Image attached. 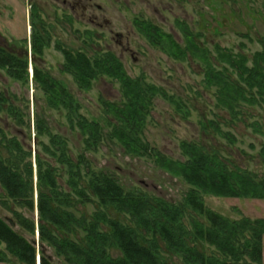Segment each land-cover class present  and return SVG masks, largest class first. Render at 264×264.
<instances>
[{
	"label": "trees",
	"instance_id": "obj_1",
	"mask_svg": "<svg viewBox=\"0 0 264 264\" xmlns=\"http://www.w3.org/2000/svg\"><path fill=\"white\" fill-rule=\"evenodd\" d=\"M135 24L169 57L202 64L203 83L208 89L215 88L216 107L231 115L230 120H223L227 125L242 120L244 104H264V50L251 57L219 43L211 50L200 41V32L179 19L176 25L185 46L151 21L138 18ZM47 38L39 25L32 32L33 79L54 108L67 111L68 123L72 129H80L86 149L96 152L106 138L104 125L84 115L68 88L36 64L49 45ZM57 48L65 55V71L81 89L90 90L99 76L112 77L121 84V103L102 98L107 113L114 117L108 120V138L120 143L128 154L153 159L191 187L177 203L146 191H128L113 175L92 168L84 153L75 157L68 140L53 133L43 118L35 121V154L24 139L0 126V205L12 214L10 222L0 216V262L10 263L13 256L21 264H38L39 255L40 264H55L49 248L63 259L62 264H174L169 257L175 255L183 264H263L264 217H228L208 206L204 195L264 199V176L233 165L217 149L212 151L196 140L181 142L184 161L166 155L144 137L153 98L160 93L180 109L182 101L163 87L130 75L113 51L89 56L85 51ZM0 67L12 78L24 82L29 78V57L2 46ZM9 102L0 92V111L7 110L17 125L30 130V119ZM221 123L210 120L208 126L236 144V135L225 131ZM250 125L256 133L264 134V122L256 120ZM43 135L49 137L48 143L41 140ZM259 153L264 163V143ZM64 174L65 184L60 181ZM90 204L92 213L81 209ZM112 249L121 255L113 256Z\"/></svg>",
	"mask_w": 264,
	"mask_h": 264
},
{
	"label": "rangeland",
	"instance_id": "obj_2",
	"mask_svg": "<svg viewBox=\"0 0 264 264\" xmlns=\"http://www.w3.org/2000/svg\"><path fill=\"white\" fill-rule=\"evenodd\" d=\"M67 1L0 0V46L29 57V78L25 82L12 78L6 69L0 67V92H4L10 98L9 103L17 104L26 114L31 121V129L17 125L7 110L0 111L1 127L24 139L35 154L38 149L35 121L37 117L43 118L53 133L68 140L75 157L84 153L92 168L113 175L126 190L146 191L173 203L182 201L191 187L182 177L172 175L151 158L126 153L120 143L108 138L111 130L108 120L114 117L107 113L102 98L121 103V84L112 77L99 76L93 80L90 90L81 89L74 77L65 71V55L57 47L61 45L74 51H85L89 56L110 50L123 61L130 75L163 87L184 104L180 109L160 93L153 98L144 131V137L153 146L184 161L186 156L182 153L181 142L200 141L212 151L217 149L233 165H240L259 177L264 176V163L259 153L264 134L256 133L250 125L256 120L264 122V104H244L242 120L227 125L223 120H230L231 115L216 107L215 88L208 89L203 83L202 64L196 60L182 61L169 57L135 24L138 18L151 21L173 34L185 46L184 35L176 25L179 19L187 22L194 32H200V41L211 50L219 43L251 57L256 51L264 50V0H80L82 3L78 6V0ZM83 5L87 6L86 10ZM38 25L46 31L49 45L44 48L43 55L36 58V64L68 88L81 105L84 115L104 125L106 138L96 152L86 149L80 129L70 127L67 111L54 108L43 87L33 79L31 35ZM244 109L248 110L245 112ZM215 119L222 122L221 127L225 131L236 135V144H230L212 126H208L209 121ZM40 138L49 142L47 135ZM39 150L42 151L40 145ZM66 176L64 174L61 183L65 184ZM204 198L208 206L231 218L243 215L264 217V199L223 198L207 194ZM81 209L92 213L94 206H81ZM0 216L9 221L12 214L0 205ZM187 221H190L189 217ZM14 227L24 233L19 226ZM47 251L55 264L63 263L52 249ZM112 254L119 256L121 252L112 249ZM169 259L174 264H183L177 255ZM10 260L15 262L0 263L21 264L13 256Z\"/></svg>",
	"mask_w": 264,
	"mask_h": 264
},
{
	"label": "flooded vegetation",
	"instance_id": "obj_3",
	"mask_svg": "<svg viewBox=\"0 0 264 264\" xmlns=\"http://www.w3.org/2000/svg\"><path fill=\"white\" fill-rule=\"evenodd\" d=\"M64 2H68L67 0H63ZM77 3V6L78 5H80L82 2H80V0H78V2H76ZM72 6H74V4H71ZM84 6V9L86 10L87 9V6L86 5H83ZM93 21H94V19H93ZM117 36H123L122 34H117ZM127 49H130V47L129 46H127ZM226 123V122H225ZM35 180H36V178H35ZM35 218L36 219H38V211H37V209H36V212H35ZM36 238H37V244H38V246H39V232L37 231V236H36ZM38 264H40V256L38 255Z\"/></svg>",
	"mask_w": 264,
	"mask_h": 264
},
{
	"label": "crops",
	"instance_id": "obj_4",
	"mask_svg": "<svg viewBox=\"0 0 264 264\" xmlns=\"http://www.w3.org/2000/svg\"><path fill=\"white\" fill-rule=\"evenodd\" d=\"M12 262H15V261H12ZM12 262H10V263H12ZM0 264H2V263H0Z\"/></svg>",
	"mask_w": 264,
	"mask_h": 264
}]
</instances>
